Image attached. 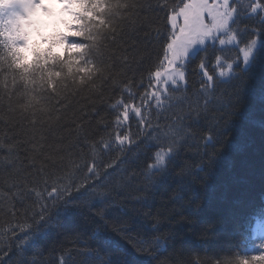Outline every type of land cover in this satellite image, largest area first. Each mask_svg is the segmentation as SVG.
Wrapping results in <instances>:
<instances>
[{"label": "trees", "instance_id": "1", "mask_svg": "<svg viewBox=\"0 0 264 264\" xmlns=\"http://www.w3.org/2000/svg\"><path fill=\"white\" fill-rule=\"evenodd\" d=\"M150 2L156 4V0ZM73 7L77 12L70 32L74 35L69 36L73 49L60 55L52 53V46L44 48L34 41L30 62H23L19 51L7 43L9 23L0 11V209L6 210L11 203L20 207L15 199L19 193L12 186L19 183L15 177H30L35 172L33 165L58 172L64 166L82 164V157L89 154L88 143L106 135L100 122L111 127L107 97L114 81L110 73L113 67L119 68L123 32L128 33L125 39L134 40L141 50L147 47L153 56L160 51L153 37L145 36L149 32L146 24L137 25L135 34L126 29L122 0H73ZM148 17L163 26L166 12L154 6ZM254 23L243 19L240 26ZM206 55L211 71L216 52L209 49ZM199 59L188 66L187 92L174 101L182 102L185 111L198 99L197 88L203 78L197 67ZM144 67L137 69V78ZM214 105L209 120L201 122L197 132H214L215 147H209L207 154L195 146L187 147L170 160L168 170L148 190L141 211L158 213V226L153 228L151 221L131 212L120 217L130 221L133 236L146 234L153 240L151 255L137 254L125 245L133 264H195L196 259L212 264L211 256H250L260 251L264 242L253 234L256 226L264 223V60L248 75L224 85ZM131 147L130 167L139 172L151 159L154 145L141 139L138 146ZM217 153L209 169L202 157ZM182 170L185 174L178 176ZM138 180L143 183L144 177L138 175ZM138 189L139 185L130 186L119 198L143 194ZM124 202L129 207L136 203ZM79 222L86 232L97 226L87 209ZM104 231L112 240L124 243L111 231V224ZM99 242L110 243L104 236ZM5 244L10 250L4 259L11 264H30L33 254L37 264H57L66 248L74 249L71 239L62 233H52L39 253L31 249L23 257L15 240L4 237L0 247ZM73 258V264H94L75 250Z\"/></svg>", "mask_w": 264, "mask_h": 264}, {"label": "snow or ice", "instance_id": "2", "mask_svg": "<svg viewBox=\"0 0 264 264\" xmlns=\"http://www.w3.org/2000/svg\"><path fill=\"white\" fill-rule=\"evenodd\" d=\"M154 6L166 12L163 26L146 18ZM122 17L126 29L133 34L137 25L146 24L149 32L145 36L151 35L160 51L153 56L147 47L141 50L134 40H126L128 33L123 32L117 57L119 68L113 67L110 73L114 81L107 97L111 127L100 122L106 135L88 143L89 154L82 157V164L76 162L58 172H47L43 166L33 165L35 172L30 177L14 178L19 182L12 186L19 193L15 199L20 207L11 203L6 210L0 209L3 213L0 240L4 237L15 240L21 257L31 249L39 253L52 233H62L74 245V249L66 248L60 254L57 264H73L74 250L94 264H133L125 245H130L137 254L151 255L153 240L146 234L133 236L130 221L120 217L131 212L151 221L153 228L158 226V213L141 211L148 201L150 186L168 170L170 160L187 147L195 146L204 154L209 147H215L214 132L209 129L197 132V128L209 120L221 88L248 75L264 60V0H156L155 5L150 0H122ZM243 19L256 23L241 27ZM209 49L216 52L211 71L206 55ZM197 57L203 78L197 88L198 99L185 111L182 102L174 101L178 94L187 92L188 66ZM141 65L145 67L137 78ZM141 139L154 148L151 159L138 172L130 167L128 156L131 146H138ZM189 140L193 145L188 144ZM216 155L219 154L202 157L209 169L216 162ZM184 174L185 170L177 173ZM138 175L144 177L143 183ZM136 185L143 194L119 198ZM125 200L136 203L129 207ZM84 209L97 225L91 232L80 226L79 217ZM109 224L123 244L107 236L104 229ZM101 236L110 243H100ZM259 248V252L250 256L224 254L209 259L212 264H264V243ZM8 250L9 244L0 247V264H11L4 259ZM30 264H37L36 254ZM195 264L203 261L196 259Z\"/></svg>", "mask_w": 264, "mask_h": 264}, {"label": "rangeland", "instance_id": "3", "mask_svg": "<svg viewBox=\"0 0 264 264\" xmlns=\"http://www.w3.org/2000/svg\"><path fill=\"white\" fill-rule=\"evenodd\" d=\"M39 1L44 3L46 10L41 11L42 3ZM66 3L67 0H2L1 6H8L7 10L11 14L13 26L11 43L18 48L24 62L31 58L30 42L33 39L39 40L43 46L48 47V43L43 41V38L49 32L69 29L65 18L73 17L74 13L72 10H65ZM62 43L56 46L54 52L61 53L65 48H71L67 40Z\"/></svg>", "mask_w": 264, "mask_h": 264}, {"label": "clouds", "instance_id": "4", "mask_svg": "<svg viewBox=\"0 0 264 264\" xmlns=\"http://www.w3.org/2000/svg\"><path fill=\"white\" fill-rule=\"evenodd\" d=\"M69 35H74V33H68ZM26 62H30V61H26Z\"/></svg>", "mask_w": 264, "mask_h": 264}]
</instances>
